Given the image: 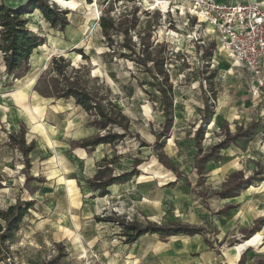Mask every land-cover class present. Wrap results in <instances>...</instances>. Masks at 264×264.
Instances as JSON below:
<instances>
[{
    "label": "rangeland",
    "instance_id": "1",
    "mask_svg": "<svg viewBox=\"0 0 264 264\" xmlns=\"http://www.w3.org/2000/svg\"><path fill=\"white\" fill-rule=\"evenodd\" d=\"M2 1L18 6L27 0ZM50 4L67 11L69 24L64 30L52 28L36 9L24 15L29 18V28L45 37L47 44L40 52L35 49L26 80L41 74L44 78L53 58L64 55L74 68L72 81L102 97L107 106L113 103L121 109L130 130L122 141L88 152L76 147L79 141L73 137L80 131L90 136L106 130L94 127L95 116L76 106L73 98L42 94L38 89L45 87V82L35 84L32 98L25 102L41 115L38 105L48 106L56 128H46L37 114L31 124L26 107L22 112L29 122L16 115L18 119H9L10 111L23 108L16 87V107L0 102V145L6 146L5 152L0 148V210L18 201H35L15 237L0 253V264H46L59 253L64 255L60 264H125L122 254L118 255L125 237L116 219L141 225L196 226L215 241L217 229L209 222V204L237 208L241 219L247 214L255 217L251 228L236 240L217 241L222 253L248 242L263 243L264 88L256 92L249 72L219 44L215 30H208V23L188 14L178 0H51ZM134 9L136 14L131 17ZM103 15L117 22L137 18L136 28L130 31L136 54L123 46L121 31L113 34L111 44L102 28ZM124 27L122 22L120 28ZM149 30L154 46L161 50L154 49L153 55L167 57L164 67L173 88L174 124L160 139L165 117L158 81H166L157 71L149 72L138 58L143 52L140 36ZM2 57L0 50L1 84L7 79ZM46 76L50 92L59 80L54 74ZM12 80L7 82L12 84ZM0 95L6 97L2 90ZM206 99L214 113L204 125L200 152L193 137L202 123ZM114 130L123 132L120 126ZM228 133L240 144L230 143L221 150L224 161L219 170H210L209 164L199 169L200 157ZM20 137L26 145L34 144L29 166L16 140ZM143 142L147 145L142 146ZM103 156L110 159L103 167L112 166L116 173L135 167L139 176L123 188L99 196L89 187L88 179ZM183 187L191 189V198L184 197ZM224 192L242 195V202L221 200Z\"/></svg>",
    "mask_w": 264,
    "mask_h": 264
},
{
    "label": "trees",
    "instance_id": "2",
    "mask_svg": "<svg viewBox=\"0 0 264 264\" xmlns=\"http://www.w3.org/2000/svg\"><path fill=\"white\" fill-rule=\"evenodd\" d=\"M51 0H27L13 6L0 2V50L3 53L4 64L6 71L9 74H14L18 77L21 73L28 69L30 58L35 49L44 43V38L34 33L28 26L29 18L24 15L31 13L34 9L39 10L44 18L51 24L52 27L64 30L69 24L67 17V11L60 9L56 5L50 4ZM71 1V0H65ZM136 14V9L132 12L131 17ZM122 22L126 23L124 29L120 28ZM122 22H117L114 18L108 15H103L101 18L102 28L105 35L113 44L114 33L118 31L123 32L124 38L122 44L125 48H128L130 52L137 53L136 45L131 41L130 31L135 29L137 26V18L124 19ZM129 22V24H128ZM140 48L143 52L138 57L142 60L145 68L151 72L162 74L166 81V85L162 81H158L161 96H162V111L164 114V122L162 130L158 134V139L165 138L170 132L174 124V113H173V96H172V84L168 82L169 75L165 70V63L167 60L166 56H161L158 53L153 55V50L156 49L151 39V31H147L144 35L140 36ZM81 51V49H80ZM161 51L156 49V52ZM82 52V51H81ZM143 54V55H142ZM146 55L147 59H142V56ZM74 68L71 66V60L64 55L55 56L52 61L50 69L46 72L47 74H54L58 78L57 87L52 86V90L48 91L50 87L49 78L45 75L44 78L41 76L38 78L36 86L40 83L45 82L46 86L41 87L38 90L48 96H54L56 98H73L76 103L81 104L91 115H94L93 124L100 128L102 131L106 130L103 134H95L88 138L82 139L77 143L78 146L83 148H93L101 143L116 144L122 141L130 130V125L127 116L122 112L121 109L113 103L107 106L102 97L97 96L96 93L91 92L86 87H82L77 82L72 81L71 72ZM210 109L209 99L205 100V106L203 108L202 123L196 129L194 138L196 145L200 152H202L201 143L204 138V125L209 118L213 115ZM120 126L123 128V132L115 131L114 128ZM19 142L24 156L26 164L30 165L28 159L29 154L33 150L34 144L26 145L23 137L16 139ZM236 141V136H231L229 133L224 140L214 144L197 161V167L202 168L208 161L220 158L221 150L227 148L230 143ZM161 144V143H160ZM162 147L163 145H160ZM147 143L143 142L142 146H146ZM110 170L109 167L99 169L94 177L88 179V184L93 190H100V195L104 196L107 194V188L114 183H125L130 181L135 175H139V170L135 167L132 170L123 171L118 174L106 175V171ZM223 197L232 195V193H221ZM34 200L31 201H18L15 204H11L6 209L0 210V253H3L8 247V242L12 240L21 224L29 213L30 208L34 205ZM108 220V219H100ZM109 220H113L110 217ZM121 224L123 232L122 236L125 237V242L132 243L137 241L141 236L145 234L158 233L162 237L172 235H183V234H196L202 232V228L191 226V225H161L157 223L148 222L145 225H141L136 221L126 222L123 219H116ZM252 229L251 232H255ZM63 253H59L52 257L46 264H60Z\"/></svg>",
    "mask_w": 264,
    "mask_h": 264
},
{
    "label": "crops",
    "instance_id": "3",
    "mask_svg": "<svg viewBox=\"0 0 264 264\" xmlns=\"http://www.w3.org/2000/svg\"><path fill=\"white\" fill-rule=\"evenodd\" d=\"M67 30L68 29H66V31ZM43 38H44V43L42 45H47L45 37ZM40 47L41 45L39 46L38 52L42 51ZM34 54H35V50L30 58V62H29V66L27 70L30 69V64H32V58ZM2 60L4 63L3 57H2ZM4 71L6 72L4 77L7 79L8 78L13 79L12 80L13 83L10 84V82H7V79L4 82L1 79L3 83L1 84L0 82V91L2 90V93H5L6 97H2L3 95H0V102L3 101V103H9L8 105H6L8 107H16L19 103L16 101V97L14 93H16V91L23 92L26 95L24 98L21 97V101H23V105H22L23 108L17 109V111H13V112L10 111L8 115L10 116L9 119L13 118L12 119L13 121L15 119H18V117H14V115H16V116H20V118H23L25 119V121L29 122L27 117L23 114L22 110L26 111L25 109L26 106L33 107L31 108L32 110L34 109V105H30L29 103L25 101H28L30 98H32L33 86H35V84L37 83V79L39 77L37 78L36 76H33L35 80L32 83V85L29 87L28 86L29 82L33 77L26 80L28 76V74H26L27 71H25L24 73H21L18 77H16L14 74L7 73L5 64H4ZM3 85H5L6 88H4ZM15 87H16V91L13 90ZM9 90H12L13 92L10 93L8 92ZM38 106L42 107V110H43L42 115L37 112H34L32 115V113H30L29 111L28 112L26 111V114L29 117L31 124H33L34 114H37L40 119L39 121H43V123H45V125L47 126L46 128L58 127L56 120L52 119L53 115H51L50 110H48V106H46L45 104H39ZM76 106L80 107L82 105L76 103ZM84 110L88 112L85 108ZM92 125L96 127L98 130H100V128H98L93 123ZM80 132L81 134L79 136L73 137V138H77L78 141H81L82 139L95 135V134H92L90 136H87V134L84 133V131H80ZM77 140H74L73 142ZM234 143L240 144L238 143L237 139ZM1 145H0L1 150L3 149V152H5L6 146L3 144V147H1ZM103 145H114V144L101 143L93 148H88V149L80 147V146H76V147H78L79 149L91 152V151H96L98 148H100ZM195 145H196V141H195ZM33 150L31 151V153L33 152ZM223 156L224 155L221 154V157L219 159L216 158L206 163V164L211 165L210 170H214V169L219 170L218 167H220L222 161H224L222 160ZM101 158L102 159L96 161L98 169L96 170L95 174L99 171V169L105 168L103 167L102 164L110 162L109 161L110 159H108L107 156H103ZM218 161H221V162H218ZM110 167H109L110 170L106 171V175L118 174L114 172V169L112 166ZM132 169H129V170H132ZM95 174L93 175V177L95 176ZM135 176H139V175H135ZM130 181L125 182V183L111 184L110 186H108L107 194L105 195H109L111 192L114 191V189L123 188V186H125ZM91 189L93 190V188ZM93 191H96L99 196H102L100 195V190H93ZM181 192L186 198L192 197V191L188 187H183ZM238 195L232 194L227 197L220 196V199L223 201L232 200L231 202L233 201L242 202V200L240 199L242 198V195L240 194ZM236 198H239V199H236ZM224 205L225 204H219L216 206V205L209 204V213H208L209 222L213 226H215V228L217 229L215 238L212 236L215 239V241L212 238L207 237L205 230H203L200 233H196L192 235L183 234V235L167 236L165 239H162L160 234L158 233L145 234L141 236L137 241L132 242V243H127L124 240L120 245L122 247L118 255L122 254V256L124 257L123 259L125 261V264H264V256L262 255L264 254V242L258 243V244H251L248 242L242 246L231 248L228 251L226 250V252L225 250H223L224 253L221 252V248L217 246L218 244L217 241H219V243L220 242L223 243V241L225 240H227V242L229 240L231 241L232 239L236 240L237 236L242 235V233H244L246 229L251 228L255 220V217H252L251 215H248V214L242 216V219H241L240 212L237 211V208L227 209V207H224ZM248 238H245L244 240ZM227 242H225V244ZM260 256L261 257L263 256L261 258V261H258L257 263H255L256 259L260 258Z\"/></svg>",
    "mask_w": 264,
    "mask_h": 264
},
{
    "label": "built area",
    "instance_id": "4",
    "mask_svg": "<svg viewBox=\"0 0 264 264\" xmlns=\"http://www.w3.org/2000/svg\"><path fill=\"white\" fill-rule=\"evenodd\" d=\"M186 12L211 24L219 44L244 67L256 92L264 88V1L178 0Z\"/></svg>",
    "mask_w": 264,
    "mask_h": 264
},
{
    "label": "bare ground",
    "instance_id": "5",
    "mask_svg": "<svg viewBox=\"0 0 264 264\" xmlns=\"http://www.w3.org/2000/svg\"><path fill=\"white\" fill-rule=\"evenodd\" d=\"M92 6V5H91ZM30 15V14H29ZM210 26H208V30H212V29H214V27L211 25V24H209ZM37 50V49H36ZM19 95H21L22 96V98H24L26 95L23 93V92H19ZM18 97V96H17ZM26 109H27V111H29L30 113H32V115H33V113L34 112H37V110L36 109H29V106L27 107L26 106ZM38 113V112H37ZM35 119V118H34ZM252 189H253V187H252Z\"/></svg>",
    "mask_w": 264,
    "mask_h": 264
}]
</instances>
